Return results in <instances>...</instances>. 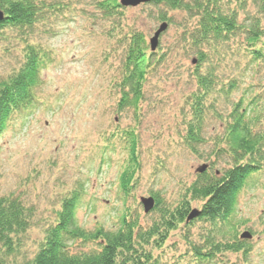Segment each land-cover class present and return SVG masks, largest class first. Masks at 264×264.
Segmentation results:
<instances>
[{
  "label": "rangeland",
  "instance_id": "374dc122",
  "mask_svg": "<svg viewBox=\"0 0 264 264\" xmlns=\"http://www.w3.org/2000/svg\"><path fill=\"white\" fill-rule=\"evenodd\" d=\"M44 1L61 7L48 13L29 37L45 51L41 85L31 106L16 113L0 135V195L13 196L34 211L16 261L29 260L37 251L61 201L75 190L80 193L75 221L81 228L113 231L125 215L148 229L159 213L144 214L141 198L158 195L166 208L175 207L198 168L206 166L211 173L230 164L225 126L240 104L252 133L263 136L261 171L247 180L227 222L180 224L152 253L154 264H264V56L249 54L244 35L214 49L201 48L209 58L202 71L213 66L218 85L205 102L203 142L192 152L185 133L191 120L189 97L196 91L198 51L188 39L196 20L149 3L106 19L95 6L99 0ZM236 6L231 0L229 7ZM258 11L254 0H247L239 24L246 26ZM162 16L170 22L151 53L149 40ZM259 17L263 35L257 46L264 55V17ZM132 33L143 36L152 65L138 108L119 111L117 84ZM22 48L19 32L0 30V81L20 68ZM233 80L236 88L225 96ZM129 133L137 144L139 168L125 191L120 179L129 166ZM201 204L191 202V209ZM243 233L250 235L241 240L247 254L225 252L209 259L194 252L208 238L229 242ZM96 248L77 242L73 252Z\"/></svg>",
  "mask_w": 264,
  "mask_h": 264
},
{
  "label": "trees",
  "instance_id": "16d2710c",
  "mask_svg": "<svg viewBox=\"0 0 264 264\" xmlns=\"http://www.w3.org/2000/svg\"><path fill=\"white\" fill-rule=\"evenodd\" d=\"M120 0H99L95 6L106 19L121 15L124 8ZM238 6L230 8L224 0H151L149 4L162 6L166 11H181L196 20L195 27L188 39L197 49L194 70L196 91L190 97L191 120L186 124V140L189 149L195 152V145L203 142L205 120V102L210 98L218 76L213 66L206 64L208 54L201 48L214 49L226 44L230 39L244 35V41L250 47V55L263 58L262 46L257 45L263 35L260 15L264 17V0H254L258 14L246 26L239 24V15L245 11L247 0H234ZM61 7L57 2L47 3L44 0H0V11L4 19L0 30L11 29L20 33L23 62L20 68L0 81V135L6 130L13 116L31 106L36 90L41 85V69L45 62L44 50L29 37L35 26L42 23L46 15ZM227 7V8H226ZM163 23L170 22L165 16ZM264 45V44H263ZM151 51V50H150ZM216 51V50H214ZM152 53V52H151ZM152 57L147 53L144 38L132 33L128 43L124 63L121 67L118 110L137 109L143 94L148 69ZM224 95L236 88L233 80L227 84ZM247 110L236 104L227 122V153L231 161L223 170L209 172L206 166L202 173L197 172L194 182L186 189L185 195L175 207L166 208L158 195H153L154 211L159 219L148 229L142 230L137 220L123 216L116 230L106 231L98 227L92 231L81 228L75 221V210L80 199L78 191H72L61 201L60 210L56 212L53 223L43 231V237L37 251L29 260L17 262L16 257L22 250V237L31 227L34 211L25 207L13 196L0 195V264H154L153 249H160L167 239L168 232L180 224L196 220L227 222L234 211L237 196L247 180L261 171L263 136L253 134L247 122ZM129 166L123 172L120 182L127 190L134 181L138 170L137 144L132 133H129ZM201 202L199 215L192 220L188 216L193 211L191 202ZM187 226V225H186ZM241 240L215 242L208 238L203 246L194 248L197 256L212 258L215 254L232 252L248 253V248ZM94 244L97 248L91 252H73L77 243ZM207 254H201L203 250Z\"/></svg>",
  "mask_w": 264,
  "mask_h": 264
},
{
  "label": "water",
  "instance_id": "95a60500",
  "mask_svg": "<svg viewBox=\"0 0 264 264\" xmlns=\"http://www.w3.org/2000/svg\"><path fill=\"white\" fill-rule=\"evenodd\" d=\"M151 0H120L119 4L123 8H135L137 6H140L142 4H147ZM4 19L3 13L0 11V22H2ZM167 29V24L163 23L161 24L156 32L153 34L152 38L149 40V46L151 52H154L158 46V40L160 35ZM205 166H202L197 169L198 173H202L205 170ZM140 202L143 206V211L145 214L149 213L154 208V200L153 198H141ZM199 215L198 211L193 210L190 215L188 216V220H192L193 218L197 217ZM242 239H250V235L248 233H243L240 236Z\"/></svg>",
  "mask_w": 264,
  "mask_h": 264
}]
</instances>
